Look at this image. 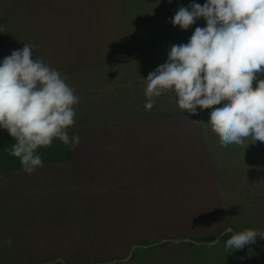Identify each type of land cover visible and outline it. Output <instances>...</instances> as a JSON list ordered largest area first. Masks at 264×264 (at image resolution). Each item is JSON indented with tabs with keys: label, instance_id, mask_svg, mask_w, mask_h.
Returning a JSON list of instances; mask_svg holds the SVG:
<instances>
[{
	"label": "rangeland",
	"instance_id": "obj_1",
	"mask_svg": "<svg viewBox=\"0 0 264 264\" xmlns=\"http://www.w3.org/2000/svg\"><path fill=\"white\" fill-rule=\"evenodd\" d=\"M166 1L0 0V26L5 29L0 33V63L24 44L37 45L33 58L41 57L57 69L80 98L96 101L92 104V125L105 122L108 104L104 96L113 94L125 99L127 105L114 103L112 116H107L114 122L119 115L128 119L125 131L114 126L109 134L126 146L128 152L121 153L130 161H145V173H150L147 178L161 187L154 191L193 195L190 201H176L178 214H184L180 220L186 222L174 234H170L174 232L172 224L150 222L144 232L137 224L121 225L120 211L117 215L110 210L101 215L83 200L81 211L87 214L79 217L80 231H47L48 224L54 225L57 218L69 221L72 216L67 211L63 217L24 214V171L19 158L9 154L15 142L9 145L0 140V264H264V239L259 237L242 250L225 251L227 239L235 232L264 230V143L257 141L246 148L222 146L208 124L211 109L198 108L197 114H189L178 107L170 91L154 98L151 110L132 103L134 99L147 100V76L167 61L170 46L186 43L191 37L178 29L172 35L180 41L169 37L175 14L167 18ZM177 1L174 12L185 7L186 0ZM193 2L203 5L206 0H187L188 7ZM144 24L159 27L157 36L120 31L128 25L143 28ZM111 25L117 33L108 35L107 27ZM148 38L159 39L156 44L152 39L145 45ZM117 91L126 92L128 97ZM75 108L79 110V106ZM96 128L99 126H92V133ZM136 147H140L138 151ZM101 154H92V160ZM206 192L210 198L201 199ZM2 196H10L11 203H17L15 215H8V210L2 208L7 201L3 203ZM168 202L146 200L143 204L146 207ZM206 207H212V211ZM216 209L238 223L220 229L217 224L207 223L206 218L211 216L206 213L216 215ZM156 215H168V209L160 207ZM228 228L232 232H227ZM9 237L10 245L6 243ZM57 239L63 247H56Z\"/></svg>",
	"mask_w": 264,
	"mask_h": 264
},
{
	"label": "clouds",
	"instance_id": "obj_2",
	"mask_svg": "<svg viewBox=\"0 0 264 264\" xmlns=\"http://www.w3.org/2000/svg\"><path fill=\"white\" fill-rule=\"evenodd\" d=\"M200 18L206 26L196 27L188 43L171 45L167 61L148 74L145 109L170 91L189 114L211 109L208 124L222 146L264 143V79L258 77L264 74V0L193 2L180 6L170 23L186 31ZM36 47L24 44L0 63V129L15 140L9 154L19 158L27 174L43 166L38 150L55 139L72 147L80 143L68 131L80 97L57 69L33 58ZM257 237L264 239V230L235 232L225 251L242 250ZM6 243L11 244L10 237Z\"/></svg>",
	"mask_w": 264,
	"mask_h": 264
},
{
	"label": "crops",
	"instance_id": "obj_3",
	"mask_svg": "<svg viewBox=\"0 0 264 264\" xmlns=\"http://www.w3.org/2000/svg\"><path fill=\"white\" fill-rule=\"evenodd\" d=\"M185 7H188L187 0L185 1ZM143 26L141 29L147 31L146 24ZM205 26L206 21L200 18L188 30L184 31V34L186 36L192 35L196 27ZM171 27L173 28L170 37L173 36L174 29L181 30L179 26ZM172 38L174 40L178 39L175 35ZM180 39L178 40L180 41ZM185 41L188 43V40ZM153 42L156 44V39ZM259 77L264 79V74ZM254 83L256 84L255 81ZM117 93L123 97H128L126 92L117 91ZM103 98L105 104H108V108L106 107V113L104 114L106 117L105 122L102 123L92 125V104H96V101L80 98L79 104L76 105L79 106V110H76L75 124L68 131L70 136L78 135L80 137L78 146L65 145L59 139H55L51 146L38 150L43 160V166L37 168L32 174L24 172V187L21 188V191L24 192V196L21 197L24 200V214L63 217L65 211H67V214L72 216L71 220L66 221L64 217L57 218L54 225L49 226L48 224L45 229L53 232L80 231L79 217L87 214L81 211L83 200L88 202L89 209L96 210L101 215L109 210V212L117 215L120 211L122 219L119 223L121 225L137 224L138 229L144 232L148 230V223L150 222L160 225L172 224L174 225V232L170 234H174L179 231L177 228L180 229L181 225L186 222V220H180V216L184 214H178L176 201L178 199L190 201L193 199L192 193L154 191L156 188L160 189L161 187L154 186V182L147 178L150 173H145V161L142 159H135L134 161L126 159L125 155L122 154L128 152L126 146L120 145L118 140H113L112 135H109L114 126L115 129L118 128L121 131L127 129V118L122 119L119 115V119H116L115 122L112 118H107V116L110 117L113 114L112 105L114 103L127 105L126 100L120 96H113V94H107ZM126 99L130 103V99ZM132 103L145 108L146 101L141 98L140 102L134 99ZM93 113L95 117L96 112ZM92 126H99V129L96 128L92 133ZM0 140L8 141L9 145L15 142L4 129H0ZM139 148L136 147L137 151ZM96 152L104 154L92 160V154ZM116 152L118 154H114ZM100 157L103 159L98 160L97 158ZM15 191H17V186H15ZM209 198L208 192L201 194V199ZM5 199L4 196L1 197L3 203L6 201V207L4 204L2 208L8 210V215H15L17 203H11L13 198L10 196L5 197ZM15 199H19V197H15ZM216 199L220 200L221 198L217 197ZM146 200H168L170 202L163 204L150 203L151 205L146 204V207H144L143 201ZM216 205L219 207V203ZM160 207L167 208L168 215L157 216L156 211ZM206 208L212 211V207ZM218 209H216V212L213 211L216 215L206 213V216H211V219L206 218L207 223L217 224L219 229L225 227L226 224L236 225L238 223L236 218H231V215L218 213ZM125 229L127 228H122V230ZM59 242L57 239L56 247H63V243Z\"/></svg>",
	"mask_w": 264,
	"mask_h": 264
},
{
	"label": "bare ground",
	"instance_id": "obj_4",
	"mask_svg": "<svg viewBox=\"0 0 264 264\" xmlns=\"http://www.w3.org/2000/svg\"><path fill=\"white\" fill-rule=\"evenodd\" d=\"M178 3V1L176 0V3H174V0H169V1H166V8H169V11H168V13L166 14V15H168V17L167 18H169V17H171V16H173L176 12H174L175 10H174V5L175 4H177ZM46 13V12H45ZM93 15V14H92ZM96 16V15H95ZM94 17V16H93ZM100 17H102V16H99L98 18H100ZM94 19L97 21V18H95L94 17ZM92 23V22H91ZM154 24V23H153ZM153 24H149V25H147L146 24V26H147V31L145 30H143V29H141V28H138V27H135V29L134 28H132L131 26H127L126 27V30H125V28L123 29V30H120L121 32H126V33H130V34H133V35H137V34H141V33H145V34H148V36L150 37L151 35L153 36H155V34H156V32L157 31H160L159 30V27L158 28H156V29H153ZM81 25V24H80ZM115 27H114V25H111V26H109V27H107V32L106 33H108V35L109 34H114V32H116L117 33V31H115ZM171 29V28H170ZM169 29V30H170ZM99 31H102L101 29L99 30ZM171 32H172V30H170V34H169V37H170V35H171ZM121 34H123V33H121ZM150 34V35H149ZM118 35V34H117ZM144 35V34H143ZM127 36H129V35H127ZM146 36V35H145ZM157 36V35H156ZM155 36V37H156ZM169 37H167L168 38V40H169ZM152 39H155V38H152ZM151 38H148V41L145 43V45H149V42L152 40ZM156 39H159V38H156ZM147 47V46H146ZM142 59H143V57H142ZM134 60V59H133ZM106 62V61H105ZM115 62V61H114ZM118 62V61H117ZM116 63V62H115ZM134 63V62H133ZM118 66V65H117ZM118 68V67H117ZM116 79V78H115ZM112 80V79H111ZM124 80V79H123ZM77 81V80H76ZM109 80H107V82H108ZM106 83V82H105ZM72 85V84H71ZM153 235V234H152ZM130 236V235H129ZM22 247H23V245H22ZM48 247V246H47ZM43 248V247H42ZM12 249V248H11ZM30 249V248H29ZM16 251V250H15ZM14 251V252H15ZM12 253H13V251H12ZM15 254V253H14ZM39 254V253H38ZM27 255V254H26ZM48 258V257H47ZM33 259V258H32ZM29 260H31V259H29ZM39 260V259H38Z\"/></svg>",
	"mask_w": 264,
	"mask_h": 264
}]
</instances>
